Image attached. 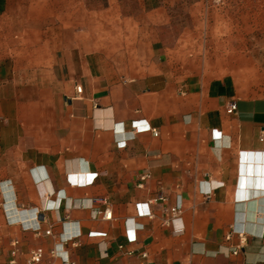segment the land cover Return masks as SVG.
Wrapping results in <instances>:
<instances>
[{
  "label": "crops",
  "instance_id": "1",
  "mask_svg": "<svg viewBox=\"0 0 264 264\" xmlns=\"http://www.w3.org/2000/svg\"><path fill=\"white\" fill-rule=\"evenodd\" d=\"M198 5L0 0V264H264V47Z\"/></svg>",
  "mask_w": 264,
  "mask_h": 264
},
{
  "label": "rangeland",
  "instance_id": "2",
  "mask_svg": "<svg viewBox=\"0 0 264 264\" xmlns=\"http://www.w3.org/2000/svg\"><path fill=\"white\" fill-rule=\"evenodd\" d=\"M204 29L230 46L264 47V0H199Z\"/></svg>",
  "mask_w": 264,
  "mask_h": 264
},
{
  "label": "built area",
  "instance_id": "3",
  "mask_svg": "<svg viewBox=\"0 0 264 264\" xmlns=\"http://www.w3.org/2000/svg\"><path fill=\"white\" fill-rule=\"evenodd\" d=\"M76 90H77V92H80L81 88L79 86H76ZM235 108H236L235 103H230L229 107L227 108V111L228 112H232V111L235 110ZM147 129L151 130L154 135H157V131H156L155 128L147 127ZM144 179H145V176H142L141 180H144ZM139 185L141 186L142 182H140ZM158 198L162 199L161 195H159ZM180 211H181V209H180L179 205L173 206L171 208V217L169 218V221L171 219L176 218L179 215ZM102 217L104 219H109L111 217V212H110L109 208H105L104 209V211L102 212ZM50 232H51L50 229H46L45 230L46 234H49ZM226 238L227 239L229 238V234L226 236ZM236 252H237L236 250H233V253H236ZM50 253L53 254V255L56 254L54 249H52L50 251ZM43 255H44L43 248L42 247H35V248L31 249L30 251H28L27 257L25 258L24 262L21 263V264H40L41 261H42ZM142 256H145V253H142ZM9 264H18V263H17L16 259L14 257H12L10 259V261H9ZM63 264H75V263L73 261L66 260V261L63 262Z\"/></svg>",
  "mask_w": 264,
  "mask_h": 264
}]
</instances>
